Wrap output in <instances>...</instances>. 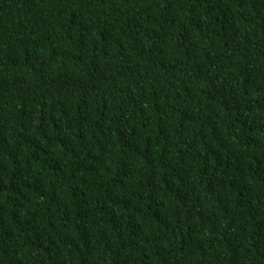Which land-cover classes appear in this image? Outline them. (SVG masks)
<instances>
[{
  "label": "trees",
  "instance_id": "1",
  "mask_svg": "<svg viewBox=\"0 0 264 264\" xmlns=\"http://www.w3.org/2000/svg\"><path fill=\"white\" fill-rule=\"evenodd\" d=\"M0 264H264V0H0Z\"/></svg>",
  "mask_w": 264,
  "mask_h": 264
}]
</instances>
